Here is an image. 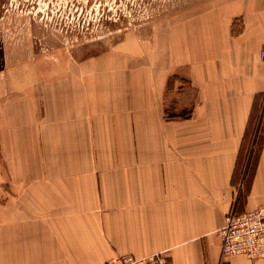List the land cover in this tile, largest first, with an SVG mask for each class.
Masks as SVG:
<instances>
[{"label":"crops","instance_id":"1","mask_svg":"<svg viewBox=\"0 0 264 264\" xmlns=\"http://www.w3.org/2000/svg\"><path fill=\"white\" fill-rule=\"evenodd\" d=\"M216 17L169 32L158 74L145 69L140 77L146 97L136 115L123 112L122 97L110 102L104 150L80 146L82 123L98 136V114L82 116L79 103L82 85L96 113L93 79L73 78L56 117L34 105L13 127L17 141L24 137L42 157L9 173L0 264H104L116 254L160 251L170 264H264V257L222 258L218 234L229 211L264 203V0H236ZM172 76L178 81L168 87ZM253 115L261 147L253 169L242 173ZM8 126L0 122L7 151ZM70 135L77 147L67 146Z\"/></svg>","mask_w":264,"mask_h":264},{"label":"rangeland","instance_id":"2","mask_svg":"<svg viewBox=\"0 0 264 264\" xmlns=\"http://www.w3.org/2000/svg\"><path fill=\"white\" fill-rule=\"evenodd\" d=\"M235 1L0 0V122L8 124L11 132L8 151L0 141V208L8 206L5 196L11 189L8 176L12 166L41 161L42 153L26 146L24 137L18 142L13 129L25 121L34 105L41 110L39 115L48 109L56 117L61 103L66 106L70 100L73 78L93 79L89 84L94 82L98 89V100L93 103L96 113L90 109L89 93L82 85L79 103L82 116L98 114V136H90L89 123H82L80 146L104 150L110 139L102 131V122L106 110H112L110 102L122 97L123 112L137 114L138 104L146 97L142 88L146 81L140 77L145 69L158 74L162 58L169 56L168 42L164 44L172 35L169 32L197 24L210 14L216 17L219 11L232 8ZM177 81L172 76L168 87ZM255 117L239 159L238 171L242 173L251 161L253 169L262 141L260 135H256L258 139L252 136ZM74 140L79 142L73 135L67 137V146L77 147ZM53 142V136L44 144L41 141V152Z\"/></svg>","mask_w":264,"mask_h":264},{"label":"built area","instance_id":"3","mask_svg":"<svg viewBox=\"0 0 264 264\" xmlns=\"http://www.w3.org/2000/svg\"><path fill=\"white\" fill-rule=\"evenodd\" d=\"M264 57V52H261ZM221 257L244 255L253 260L264 257V203L245 212L229 211L219 228ZM104 264H170V257L160 251L145 257L116 254Z\"/></svg>","mask_w":264,"mask_h":264},{"label":"trees","instance_id":"4","mask_svg":"<svg viewBox=\"0 0 264 264\" xmlns=\"http://www.w3.org/2000/svg\"><path fill=\"white\" fill-rule=\"evenodd\" d=\"M261 130H262V128H261ZM250 131V130H249ZM249 134H250V132H247V136L246 137H248L249 136ZM260 137H261V139H262V134L260 135ZM260 147H261V145H260ZM260 147H259V151H260ZM259 153V152H258ZM258 156V155H257ZM252 162V161H251ZM251 162H250V164H251ZM250 168V167H249ZM237 169H238V167H237Z\"/></svg>","mask_w":264,"mask_h":264}]
</instances>
